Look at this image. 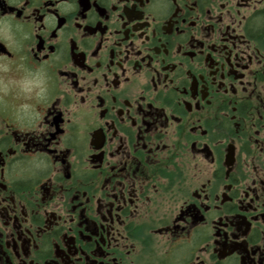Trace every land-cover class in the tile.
<instances>
[{"label":"flooded vegetation","instance_id":"obj_1","mask_svg":"<svg viewBox=\"0 0 264 264\" xmlns=\"http://www.w3.org/2000/svg\"><path fill=\"white\" fill-rule=\"evenodd\" d=\"M0 264H264V0H0Z\"/></svg>","mask_w":264,"mask_h":264}]
</instances>
